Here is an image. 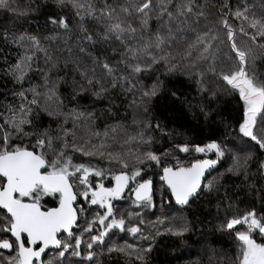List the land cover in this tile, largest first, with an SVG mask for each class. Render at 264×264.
<instances>
[{"label": "snow or ice", "instance_id": "snow-or-ice-1", "mask_svg": "<svg viewBox=\"0 0 264 264\" xmlns=\"http://www.w3.org/2000/svg\"><path fill=\"white\" fill-rule=\"evenodd\" d=\"M0 73V264H146L202 197L233 247L210 264H264V0H0Z\"/></svg>", "mask_w": 264, "mask_h": 264}, {"label": "trees", "instance_id": "trees-1", "mask_svg": "<svg viewBox=\"0 0 264 264\" xmlns=\"http://www.w3.org/2000/svg\"><path fill=\"white\" fill-rule=\"evenodd\" d=\"M25 3L28 2V0H24ZM215 2V0H213ZM258 2V0H257ZM233 3L235 4V0H233ZM153 79L149 76H145L142 80V84L151 86L153 83ZM169 87L175 86V88L179 89L180 91L188 92L190 91L186 85H182L180 82H177L175 79L172 80L170 84H168ZM11 88V83L4 78L3 74L0 73V93L6 92L8 89ZM194 95V93H193ZM89 104L92 103L91 100L88 102ZM116 103H119V98L116 99ZM168 102L161 100L160 106L161 109L164 110L166 104ZM107 106V101L101 100L96 103L95 110L97 113H99L103 108ZM53 107L55 105L53 104ZM241 107V102H238L237 100H233L232 103L228 106V109L224 111V117L227 119L231 116L236 115V109ZM103 124V121L100 122ZM249 151H251L256 159L258 160H264V155H261L260 152L256 148H252ZM214 158V157H212ZM188 159H191L190 157ZM228 164H231V161L228 162ZM228 165L221 166L219 168V171L223 172L225 170V167ZM257 168L255 166V161H253L250 175L253 177L251 180L248 181L249 184L259 182L258 176H256ZM213 176L217 175L216 172L212 173ZM211 178V177H209ZM241 178H237L235 176H232L231 179L227 182V187L231 188L233 184L240 185L239 188V194L237 197L234 198V201L239 202L240 209L243 210L248 206V201L251 199V194L246 190L245 186L241 184L242 181ZM159 187V184L157 183V188ZM233 191H236V189H232ZM221 194H223V189L221 190ZM157 206H156V212L155 215H152L151 212L146 214L143 218L146 221L145 224V235L151 239V231L153 227V222L156 221V218L161 216L160 212V204H159V198L157 197ZM115 207L119 209L121 212H128L131 211L130 203L128 200L127 195L125 198L121 201L114 202ZM171 215L169 216V221L174 223L175 221L172 219L173 217H176L177 219L182 215L186 217L191 224L196 225V227L192 230L190 234L187 236V240L184 243H181L179 245L173 246V242L167 238H160L158 242L153 247L152 252L147 257L146 264H210V257L212 256L211 250L206 247L207 241H216L215 244L212 245V248H214L216 251H227L229 253L233 252V247L229 240L226 238L219 237L218 234H214L210 231L211 223L214 222V216H215V205H210L208 203V199L206 197H202L201 200L197 201L196 204L192 206V209L186 210L184 213H176L172 211V209H166ZM120 234L114 239H117L118 242L123 245L125 243H132V244H138V243H145V246H147L146 242L139 241V240H133L132 237L128 234H123V239H119ZM203 236V240L201 237ZM259 240V238L257 237ZM128 257H125L123 255L116 256L112 255L110 258H108V264H126V261L128 260ZM132 260L135 259V257H131ZM214 260L215 257H212Z\"/></svg>", "mask_w": 264, "mask_h": 264}, {"label": "water", "instance_id": "water-1", "mask_svg": "<svg viewBox=\"0 0 264 264\" xmlns=\"http://www.w3.org/2000/svg\"><path fill=\"white\" fill-rule=\"evenodd\" d=\"M18 186H20L21 187V190L23 191L24 190V185H23V183H21L20 185H18ZM10 195V194H9Z\"/></svg>", "mask_w": 264, "mask_h": 264}]
</instances>
